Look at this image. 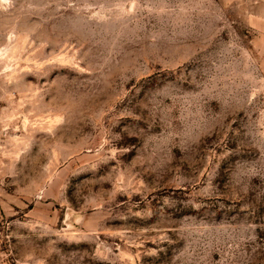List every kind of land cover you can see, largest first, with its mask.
<instances>
[{
    "label": "rangeland",
    "instance_id": "rangeland-1",
    "mask_svg": "<svg viewBox=\"0 0 264 264\" xmlns=\"http://www.w3.org/2000/svg\"><path fill=\"white\" fill-rule=\"evenodd\" d=\"M0 264H264V0H0Z\"/></svg>",
    "mask_w": 264,
    "mask_h": 264
},
{
    "label": "crops",
    "instance_id": "crops-1",
    "mask_svg": "<svg viewBox=\"0 0 264 264\" xmlns=\"http://www.w3.org/2000/svg\"><path fill=\"white\" fill-rule=\"evenodd\" d=\"M5 214H6V209L0 199V220L3 218Z\"/></svg>",
    "mask_w": 264,
    "mask_h": 264
}]
</instances>
